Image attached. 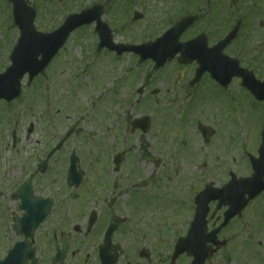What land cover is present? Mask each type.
Here are the masks:
<instances>
[{"label":"rangeland","instance_id":"rangeland-1","mask_svg":"<svg viewBox=\"0 0 264 264\" xmlns=\"http://www.w3.org/2000/svg\"><path fill=\"white\" fill-rule=\"evenodd\" d=\"M27 1L38 11V29L52 31L63 23L68 14L79 12L97 0H65L62 4L47 0ZM135 1L136 10L145 17L132 24L133 13L129 12V17L115 26L117 44H142L155 40L167 29L175 14L182 15L184 8L202 14L210 3L214 6L212 12L202 22L207 24L214 15L216 19L213 22L220 23L225 6L238 4L234 3L235 0H193L191 5L185 0ZM6 3L0 0V73L10 65L9 53L19 37L18 29L13 27L12 8ZM194 4H198L200 10ZM247 7L249 3L240 0V4L232 8V13L245 14ZM262 7L263 4L259 5ZM115 16L119 17L105 14L104 20L113 25ZM233 21L232 17L230 22ZM248 24L251 27L244 29L243 39L233 53L245 41V66L256 69V75L264 79V10L258 17L250 18ZM215 26L219 31L217 34L224 31L219 30L220 25ZM196 31H191L190 35ZM97 42L93 27L80 30L46 75L36 79L38 82L35 80L37 84L34 87L25 89L23 98L15 104L9 116H3L7 106L0 103V119L4 117V124L0 126V137H4V142L0 138V152L11 151L6 145L10 143L12 130L17 129V135L23 141L18 150L31 151L34 146L23 138L32 126V136L41 142L39 148L43 152L48 149H43V146L49 137H63L70 126L79 123L78 134L71 138L69 149L77 152L82 168H104L108 178L119 179L122 215L127 216L133 210L131 201L136 192H139L138 196L142 195L140 190L131 189L129 184L157 177L152 187L145 191L149 196L142 197L149 200L143 203L138 213L139 230L136 232H146V237L155 238L156 244L157 233L164 228L161 238L176 243L191 223L195 194L207 183L221 185L228 179L225 169H213L217 167L216 160L223 158V163H230L234 156L236 160L238 157L242 159L245 152L258 156L264 108L255 105L252 97L238 85H233L229 93L205 80L199 86L200 97L192 103L191 113L195 116L192 114L184 123L188 111L186 99L189 97L184 88L193 77L194 67L174 66L173 63L155 73L151 63L139 64L133 54H125L118 59L113 54L116 60L105 53L99 57ZM146 84L144 97L140 98L137 90ZM44 87L48 91L40 95L38 91ZM138 99L142 102L139 105L135 104ZM47 102L51 104L48 112ZM200 105L205 109H198ZM45 114H56V119L46 118ZM144 116L153 120L150 133L146 136L141 133L127 135L126 127L130 121ZM237 119L239 123L244 119L245 125L240 127ZM198 122L216 130L217 134L208 146L197 131ZM241 136L247 139H241ZM240 141H248V145L241 148ZM122 151L128 152L122 170L118 175L110 176L113 157ZM206 160L209 164H205ZM237 168L236 165L239 175L250 173L245 168ZM245 218L236 224L242 234L254 231L253 226L264 233V224L260 221L263 218L264 222V203L247 209ZM230 232L227 230L226 234ZM262 238L258 235L256 240L261 242ZM169 251H172V246L168 247Z\"/></svg>","mask_w":264,"mask_h":264},{"label":"flooded vegetation","instance_id":"flooded-vegetation-1","mask_svg":"<svg viewBox=\"0 0 264 264\" xmlns=\"http://www.w3.org/2000/svg\"><path fill=\"white\" fill-rule=\"evenodd\" d=\"M97 4L104 7V15H119L115 16L113 25L108 23L114 27L123 18L129 17V12L133 15L138 12L135 0H97L86 8ZM110 6L112 8L109 10ZM197 14L198 20L193 27L197 29L196 34L187 36V40L205 34L210 47L218 29L211 20L202 24L205 19L200 18L199 11ZM223 29L225 27L220 25L219 30ZM190 66L194 67V78L199 69L198 62ZM205 80L212 81L210 74H205L200 83L193 87L190 80L184 88L185 93L198 99L197 86ZM3 118L0 125L4 124ZM32 132L33 129H29L23 139L38 148L18 150L23 141L15 129L11 131L10 143L6 145L11 151L0 152V264H194L195 258L187 253L174 258L178 241L172 243L163 240L160 236L162 230L157 233L156 244L155 238L146 237V232H136L139 230L138 213L147 200L142 197L152 186L150 180H147L145 189H141V196L137 192L133 196L130 214L122 215V185L118 178H108L104 168H82L79 158L78 171L83 174L81 182L74 185L70 139L65 141L60 151L52 153L64 136L49 137L43 146V149H48L42 152L39 148L41 142L32 136ZM0 138L4 142V137ZM231 159L225 165L228 179L222 186L230 182L231 173H236V165L237 169H247L250 165L247 158ZM109 175L117 174L112 169ZM248 177L249 173L238 174L240 179ZM141 182L131 183L129 187L135 190ZM259 203H264V194L254 204ZM217 206L218 203L211 205L208 232L202 235L206 241L200 242L203 245L198 258L200 264L202 261L203 264H264L263 231L253 226L254 231L242 234L239 225H236L246 220L247 210L218 231L229 206L219 211L216 210ZM260 221L264 224L263 218ZM190 224L179 239L187 236ZM227 230L231 232L226 234ZM258 235L263 236L261 242L256 240ZM169 246H172V251L168 252ZM217 257L219 259L215 261Z\"/></svg>","mask_w":264,"mask_h":264},{"label":"water","instance_id":"water-1","mask_svg":"<svg viewBox=\"0 0 264 264\" xmlns=\"http://www.w3.org/2000/svg\"><path fill=\"white\" fill-rule=\"evenodd\" d=\"M10 2H12L14 5L15 22L20 28L21 37L12 55L13 66L5 75L0 76V98H6L9 101L19 96L21 90L20 79L27 71L32 73V77L34 74L43 71L53 59V57L65 45L72 32L86 23H92L94 20H96L98 23V31L101 35L102 41L100 44V49L107 47L111 51H117L119 55H122L125 52H134L141 56V62L152 58L157 63L156 69L163 67L168 60H173L175 54L177 53L176 51L170 53V51L161 50V45L164 42L166 36L162 39H159L155 43L145 44L142 46L114 45L112 32L108 26L101 23L99 17L101 13L97 14L96 17L93 16L94 10L85 11L80 15H72L68 17L63 26H61L59 30L52 34H41L37 32L34 25L36 17L35 11L29 8L24 0H10ZM191 21V18L181 21V23L178 25L179 32L186 29L191 24ZM176 31L177 30H173L170 33L180 34L175 33ZM39 55H42L43 57L41 62H38ZM180 62L186 61H183L181 58ZM255 94L260 96L258 97L260 100H264V92ZM141 123L146 128H144V132L146 133L149 126V120L147 118L134 122L133 126L136 128ZM205 131L206 129L203 130V132ZM116 160V164L119 165L118 158ZM211 191H213L212 188L208 187L207 190L202 193V198L204 201L208 202L209 199L207 195H209L208 192ZM197 204L199 205L197 211H200L199 214L201 216H205L207 212L206 206L208 203L202 205L201 200L198 198ZM196 233L194 236L196 247L190 251L193 254L201 255L203 245L200 242L203 240V242L206 241L204 237L199 236L200 233L203 234L202 226H198Z\"/></svg>","mask_w":264,"mask_h":264}]
</instances>
